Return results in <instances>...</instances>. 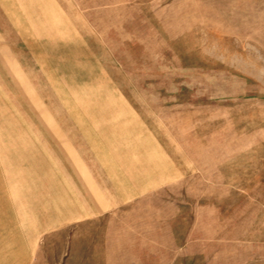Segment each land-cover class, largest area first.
Returning <instances> with one entry per match:
<instances>
[{
	"label": "rangeland",
	"instance_id": "obj_1",
	"mask_svg": "<svg viewBox=\"0 0 264 264\" xmlns=\"http://www.w3.org/2000/svg\"><path fill=\"white\" fill-rule=\"evenodd\" d=\"M38 27L45 52L0 88V185L48 178L33 132L92 117L148 191L33 264H264V0H50Z\"/></svg>",
	"mask_w": 264,
	"mask_h": 264
},
{
	"label": "crops",
	"instance_id": "obj_2",
	"mask_svg": "<svg viewBox=\"0 0 264 264\" xmlns=\"http://www.w3.org/2000/svg\"><path fill=\"white\" fill-rule=\"evenodd\" d=\"M41 15L50 16V0H0V88L24 70V59L34 64L37 48L45 52ZM75 101L71 108L90 112ZM55 123L57 135L29 136L35 149L52 154L48 178L28 186L0 185V264H33L48 234L99 219L148 191L116 140L115 121L76 117Z\"/></svg>",
	"mask_w": 264,
	"mask_h": 264
}]
</instances>
